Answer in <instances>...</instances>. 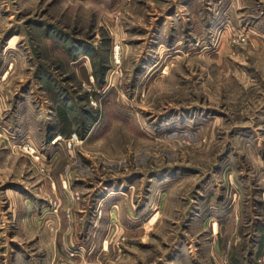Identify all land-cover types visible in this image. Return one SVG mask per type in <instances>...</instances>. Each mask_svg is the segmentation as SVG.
<instances>
[{
    "label": "rangeland",
    "instance_id": "obj_1",
    "mask_svg": "<svg viewBox=\"0 0 264 264\" xmlns=\"http://www.w3.org/2000/svg\"><path fill=\"white\" fill-rule=\"evenodd\" d=\"M0 264H264V0H0Z\"/></svg>",
    "mask_w": 264,
    "mask_h": 264
},
{
    "label": "crops",
    "instance_id": "obj_2",
    "mask_svg": "<svg viewBox=\"0 0 264 264\" xmlns=\"http://www.w3.org/2000/svg\"><path fill=\"white\" fill-rule=\"evenodd\" d=\"M214 223L216 224V227H215V230H214L215 232H213V224H214ZM210 229H211V235L214 236L215 234H217V230H216V229H217V223H216L215 221L210 222ZM212 242H213V243L215 242V238H214V237H212ZM212 242H211V243H212ZM213 255H214V254H213ZM214 257H215V256H214Z\"/></svg>",
    "mask_w": 264,
    "mask_h": 264
}]
</instances>
